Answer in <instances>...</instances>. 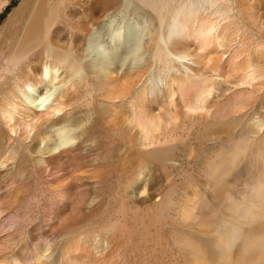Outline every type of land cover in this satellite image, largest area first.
<instances>
[{
  "label": "bare ground",
  "instance_id": "obj_1",
  "mask_svg": "<svg viewBox=\"0 0 264 264\" xmlns=\"http://www.w3.org/2000/svg\"><path fill=\"white\" fill-rule=\"evenodd\" d=\"M70 5L0 28V217L30 211L25 148L57 242L8 233L0 264H264V0Z\"/></svg>",
  "mask_w": 264,
  "mask_h": 264
},
{
  "label": "rangeland",
  "instance_id": "obj_2",
  "mask_svg": "<svg viewBox=\"0 0 264 264\" xmlns=\"http://www.w3.org/2000/svg\"><path fill=\"white\" fill-rule=\"evenodd\" d=\"M19 2H20V0H9V2L6 4V5H4L3 7H2V9H1V12L2 13H0V28L4 25V23L6 22V20H7V18H8V16L11 14V12L18 6V4H19ZM103 3V4H105V5H107L108 7H113V6H115V4H117V2H118V0H71V5H70V7L67 9L68 11V13H70V14H72L73 16H74V22L75 23H79L80 25L84 22H88L89 20H90V16H89V14L86 12L87 10H88V8H89V6L90 5H94V4H97V3ZM88 16V17H87ZM89 20H88V19ZM81 38H83V36L81 37ZM63 44H66L65 43V40H63V41H61V45H63ZM95 104H97V101H96V103ZM95 108V109H94ZM94 108H93V115H95V114H97L96 116H98V114H99V111H98V109H97V106H95L94 105ZM97 109V110H96ZM82 110V111H81ZM81 112H80V114H77L78 116L76 117V120L75 121H79L80 119V121H83V120H85V113H86V110L85 109H83V108H81ZM84 111V112H83ZM83 112V113H82ZM81 114H82V116H81ZM83 114H85V115H83ZM76 116V115H75ZM82 117V118H81ZM99 117V116H98ZM79 118V119H78ZM83 119V120H82ZM84 122V121H83ZM94 127V126H93ZM24 151H25V148H20V149H18L17 150V154H16V159H20L19 160V163L17 164V165H14V167L11 169V171H10V173H9V175H10V178H13V179H15V181H17L16 182V184H18V185H20V184H27V189L29 190V192H27V194L29 195V196H27L28 198H27V200H25V202H24V204H26V205H28V206H30V211L25 215V216H23L24 214L23 213H20V215H22V216H20V219H19V221H17V219H14L13 220V223H16V224H13V226H11V223H12V220L9 218L10 216H12V215H15V212L16 211H13V213H12V215H10L11 213H6V214H4V215H2V217H0V240L1 239H3L8 233L9 234H11V237H13L14 236V238H16V239H18V241L17 242H19L21 239L23 240V244L26 246L27 245V248L28 249H32L33 247V245L34 244H36V243H38V242H40L41 241V243H46V242H48V243H51L52 242V240L53 241H55L54 240V238H53V236L52 235H50V232H49V226H48V224H44V223H46L45 221H44V217H43V215H42V209H40V217H38V218H36V215H35V213L33 212V210H35V208H36V204H35V202L36 201H38V200H43L44 201V199L46 200L47 199V197L45 196V191L47 190V184H46V182L49 180V178H51L52 177V175H50V174H47V175H41L40 174V172H39V170H38V168L36 167V166H34L35 165V163L32 161V159L29 157V156H27L26 155V151H25V153H24ZM83 154H84V152H83ZM25 161V162H24ZM27 161V162H26ZM22 162H24L25 164H23ZM33 162V163H32ZM32 163V164H31ZM34 164V165H33ZM31 165V166H30ZM30 168V169H28V168ZM36 167V168H35ZM21 168V169H20ZM31 169H34V170H31ZM16 174V175H15ZM20 174V175H19ZM16 176V177H15ZM46 177H48V178H46ZM20 178V179H19ZM42 179V180H41ZM44 179V180H43ZM1 186H3V182L1 181L0 182V187ZM2 190V191H1ZM0 190V196L2 197V195H4V188H2ZM0 197V198H1ZM32 199V201H30L29 203H28V201L30 200V199ZM35 198V199H34ZM34 208V209H33ZM8 214V215H7ZM33 215V216H32ZM7 216V217H6ZM9 216V217H8ZM23 217V218H22ZM25 217V218H24ZM33 218V219H32ZM34 218L35 219H37V222H35V220H34ZM6 219V220H5ZM26 219V220H25ZM32 219V220H31ZM10 221V223H9V221ZM22 220H24V221H26V222H22ZM29 220H31L32 222H30ZM4 222H5V224L6 223H8V224H10V225H8V224H6V225H4ZM44 222V223H43ZM2 223V224H1ZM17 223H18V225L21 223V225H17ZM26 223H27V225H26ZM37 225H36V224ZM43 223V224H42ZM23 224H25V225H23ZM7 225H8V227H11V228H6L7 227ZM15 225V226H14ZM34 225V226H33ZM43 225H44V227H43ZM16 226H18V227H20V229L21 230H23V231H21L18 227L16 228ZM22 226V227H21ZM28 226V227H27ZM13 227V228H12ZM23 227H25V228H23ZM36 229H35V228ZM40 229H38V228ZM43 227V228H42ZM46 227V228H45ZM6 230H5V229ZM15 228V229H14ZM23 228V229H22ZM9 229H12V230H9ZM18 229H19V231H18ZM32 229H35V230H32ZM42 229H46L45 231L44 230H42ZM7 230H8V232H7ZM28 230H32L31 232L30 231H28ZM16 231V232H15ZM18 231V232H17ZM26 231V233H24ZM47 231L49 232V234H47L46 235V233H47ZM2 232H3V234H2ZM6 232V233H5ZM13 232V233H12ZM15 232V233H14ZM21 232V235L22 236H20V234H18V233H20ZM35 233V235L37 234V236H35L34 235V233ZM41 232V233H40ZM46 232V233H45ZM33 235H32V234ZM39 233V234H38ZM16 234H18L20 237H18V235L16 236ZM25 234H26V236H25ZM28 234H31V236H29L28 237ZM41 234V235H40ZM43 234V235H42ZM5 235V236H4ZM24 235V236H23ZM46 235V236H45ZM4 236V237H3ZM35 236V237H34ZM44 236L46 237V238H44ZM48 236V237H47ZM43 237V238H42ZM20 238V239H19ZM23 238H25V239H23ZM27 238V239H26ZM40 238H42V239H40ZM29 239H31V240H29ZM36 240V242H35V240ZM50 239V240H49ZM34 240V241H33ZM26 241V242H25ZM30 242H33V243H30ZM48 243H46V244H48ZM57 242L55 241L54 243L52 242V244H56ZM29 244V245H28ZM31 244V245H30ZM29 246V247H28ZM31 247V248H30Z\"/></svg>",
  "mask_w": 264,
  "mask_h": 264
}]
</instances>
